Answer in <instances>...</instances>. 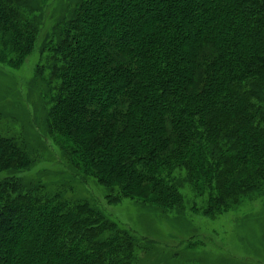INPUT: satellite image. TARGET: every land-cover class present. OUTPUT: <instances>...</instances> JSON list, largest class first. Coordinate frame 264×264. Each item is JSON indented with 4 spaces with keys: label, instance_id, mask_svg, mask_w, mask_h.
I'll return each mask as SVG.
<instances>
[{
    "label": "trees",
    "instance_id": "16d2710c",
    "mask_svg": "<svg viewBox=\"0 0 264 264\" xmlns=\"http://www.w3.org/2000/svg\"><path fill=\"white\" fill-rule=\"evenodd\" d=\"M39 2L0 0V65L50 52L37 77L76 179L164 214L190 192L212 219L264 189V0H80L44 37ZM14 123L0 113V264H138L153 241L21 176L37 158Z\"/></svg>",
    "mask_w": 264,
    "mask_h": 264
},
{
    "label": "rangeland",
    "instance_id": "374dc122",
    "mask_svg": "<svg viewBox=\"0 0 264 264\" xmlns=\"http://www.w3.org/2000/svg\"><path fill=\"white\" fill-rule=\"evenodd\" d=\"M39 1L34 15L40 18L44 37L65 9L80 0ZM48 54L37 47L18 69L0 65V113L8 121L15 120L14 128L26 137L37 158L21 174L26 181L41 182L50 191L64 184L75 185L79 197L93 198L106 215L153 241V249L138 253V264H264V189L212 219L190 210V192H186L187 209L164 214L131 198L115 201L107 197L108 190L93 178L84 182L76 179L64 165L61 149L48 129L51 103L45 97L42 78L37 77ZM46 71L48 79L50 71ZM189 242L195 247L190 249Z\"/></svg>",
    "mask_w": 264,
    "mask_h": 264
}]
</instances>
